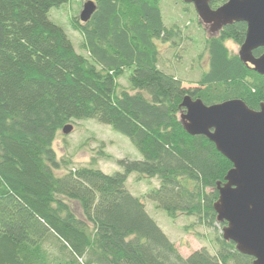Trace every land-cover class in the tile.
<instances>
[{
  "label": "trees",
  "instance_id": "obj_1",
  "mask_svg": "<svg viewBox=\"0 0 264 264\" xmlns=\"http://www.w3.org/2000/svg\"><path fill=\"white\" fill-rule=\"evenodd\" d=\"M88 1L97 7L90 20L69 21L79 51L49 17L69 0H0V264H254L218 232L217 185L233 164L181 121L187 96L208 106L239 99L254 111L264 104V76L227 47L244 43L246 25L203 42L209 67L186 88L160 68L156 42L183 43L180 26L166 27L161 0ZM92 120L128 138L142 160L114 159L104 145L88 166L59 158L64 129ZM100 159L122 171L105 174ZM133 174L158 185L136 196ZM147 200L173 221L193 218L186 233L214 231V247L184 257Z\"/></svg>",
  "mask_w": 264,
  "mask_h": 264
},
{
  "label": "water",
  "instance_id": "obj_2",
  "mask_svg": "<svg viewBox=\"0 0 264 264\" xmlns=\"http://www.w3.org/2000/svg\"><path fill=\"white\" fill-rule=\"evenodd\" d=\"M192 4L201 23L218 33L234 23L247 25L246 39L239 59L253 71L264 76V0H229L212 9V0H183ZM97 7L93 1L84 4L80 20H90ZM181 107V121L191 136H203L227 158L233 168L218 183L219 199L214 204L217 221L225 224L222 236L234 242L243 255L264 264V104L259 111L250 109L239 99L208 106L201 99L187 96ZM74 127L64 129L70 134Z\"/></svg>",
  "mask_w": 264,
  "mask_h": 264
},
{
  "label": "rangeland",
  "instance_id": "obj_3",
  "mask_svg": "<svg viewBox=\"0 0 264 264\" xmlns=\"http://www.w3.org/2000/svg\"><path fill=\"white\" fill-rule=\"evenodd\" d=\"M84 2L87 0H69L68 4L50 12V19L62 27L68 34L74 46L80 51L82 37L74 32L69 25L72 17H80ZM161 10L166 27L180 26L182 30V47L156 42L161 54L160 68L169 74H174L182 79L186 88L196 82L201 73L207 71L209 62L204 53V44L208 38L214 35L210 33V26L200 22L196 10L192 4H186L183 0H161ZM200 23V24H199ZM231 53L238 55L240 46L233 41L227 42ZM78 51V52H79ZM81 53V52H79ZM204 54L201 60L199 56ZM120 83L127 86V80L123 77ZM104 145V151L117 160H142L141 153L132 145L130 140L122 134L115 132L110 126L100 124L97 121L80 122L74 126V130L68 135H60L55 142V150L59 158L72 160V168L88 166L93 156ZM107 175L121 172V167L108 160L100 159L98 166ZM58 174H63L59 172ZM138 175L133 174L128 179V188L136 196L144 194L147 189L157 186V180L150 184L148 180L137 181ZM147 211L156 220L165 234L175 242L178 250L184 257L202 248L214 247V231L203 226H197L190 233L184 231V227L194 223L193 218L182 217L177 221L171 220L165 212L157 209L156 204L146 201ZM223 228L218 226V232L222 234ZM199 235V236H198Z\"/></svg>",
  "mask_w": 264,
  "mask_h": 264
},
{
  "label": "flooded vegetation",
  "instance_id": "obj_4",
  "mask_svg": "<svg viewBox=\"0 0 264 264\" xmlns=\"http://www.w3.org/2000/svg\"><path fill=\"white\" fill-rule=\"evenodd\" d=\"M217 8H218V7L214 8V10L217 9ZM212 9H213V8H212ZM245 25H246V24H245ZM219 32H220V31H219ZM219 32H218V33H219ZM210 33H211V35H214V36L218 34V33H213V32H212V26H210ZM246 33H247V25H246ZM245 39H246V37H245ZM240 47H241V45H240ZM260 49H263V48H260ZM258 50H259V49H258ZM263 54H264V53H263ZM263 54H262V55H263ZM254 56H255V55H254ZM255 57H256V56H255ZM259 57H260V56H259ZM257 58H258V57H257ZM260 109H261V105H260ZM260 109H259V110H260ZM259 110H258V111H259Z\"/></svg>",
  "mask_w": 264,
  "mask_h": 264
}]
</instances>
